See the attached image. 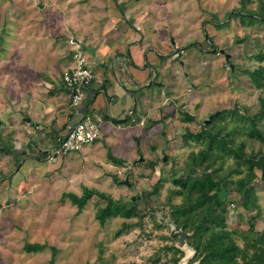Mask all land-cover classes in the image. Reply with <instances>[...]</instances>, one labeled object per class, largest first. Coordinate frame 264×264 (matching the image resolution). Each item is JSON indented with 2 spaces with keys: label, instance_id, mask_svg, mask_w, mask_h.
Returning <instances> with one entry per match:
<instances>
[{
  "label": "rangeland",
  "instance_id": "1",
  "mask_svg": "<svg viewBox=\"0 0 264 264\" xmlns=\"http://www.w3.org/2000/svg\"><path fill=\"white\" fill-rule=\"evenodd\" d=\"M146 3L148 10L159 13L165 23L170 24L174 31L171 40L174 42L178 37L177 44L183 51L180 61L172 62L167 73L176 82L173 91L178 97L176 105L171 107V142L156 156L153 153L159 145L154 137L160 136L157 127L140 136L139 153L143 161L136 162L132 171L123 169L117 177L120 181L127 178L130 186L116 183L112 176L97 175L93 165L84 164L86 160L81 152L74 154H78L80 163L77 158L66 163V158L72 156L67 153L58 170L42 167L24 168L19 172L11 169L9 160L0 155V264H50L51 247L58 250L56 264H170L162 251L164 245L171 243L165 238L171 229L165 205L168 190L173 187L168 178L169 168L172 164L174 170L180 172L187 155L197 148L183 142L186 128L195 131L209 114L232 109L235 105L256 110L261 91L252 86L243 70L264 65V60L255 57L259 52L264 55V25L252 26L248 24V16L234 15V12L241 15L256 11L257 0H139L138 4ZM226 22L228 24L224 25ZM217 24L223 26L215 27ZM205 32L216 46V52H212ZM221 49L224 53H220ZM225 53L229 54L227 60ZM185 113L194 120L186 121ZM164 157L168 158L167 163ZM149 161L156 162V167L152 169ZM160 166L165 167V171L160 170ZM160 172L163 186L156 195L148 197ZM253 185L262 209L256 225L260 230L264 226V182L258 178ZM83 187L99 189L124 202H131L135 197L140 214L145 212L151 199L156 222L161 224L157 227L148 215L144 217L143 227L134 225L117 234L125 220L113 217L100 225L95 210L105 201L96 196L75 215L76 206L68 198L62 199V195L65 192L81 194ZM229 197L232 199L227 204L229 225L246 228L252 212L244 209L236 193H230ZM177 201L179 197L175 196L174 202ZM26 242L48 246L29 253L23 248ZM173 242L178 246L177 237ZM184 253L185 257L190 254L188 250Z\"/></svg>",
  "mask_w": 264,
  "mask_h": 264
},
{
  "label": "crops",
  "instance_id": "2",
  "mask_svg": "<svg viewBox=\"0 0 264 264\" xmlns=\"http://www.w3.org/2000/svg\"><path fill=\"white\" fill-rule=\"evenodd\" d=\"M138 3H0V155L11 169L61 168L66 154L49 162L48 153L68 126L84 115L98 126L99 136L77 152L97 175L119 177L123 169L132 171L144 159L140 136L154 127L160 136L154 137L159 148L153 155L163 153L172 139L171 107L178 98L173 91L176 82L167 73L183 51L178 37L171 40L170 24L148 10L147 3ZM76 50L86 57L94 78L84 89L81 104L72 107L62 74L74 65ZM109 153L123 162L114 163ZM71 154L66 163L78 159V154Z\"/></svg>",
  "mask_w": 264,
  "mask_h": 264
},
{
  "label": "trees",
  "instance_id": "3",
  "mask_svg": "<svg viewBox=\"0 0 264 264\" xmlns=\"http://www.w3.org/2000/svg\"><path fill=\"white\" fill-rule=\"evenodd\" d=\"M257 1L256 11L250 10L251 13L241 15L234 12V15L248 16L249 25H264V0ZM226 24L228 22L224 25ZM222 26L223 24L215 25L218 28ZM208 38L212 40L210 36ZM194 44L196 43L192 45ZM255 57L260 61L264 60L261 52ZM229 69L231 70L230 67ZM243 71L252 86L261 91L257 97L256 110L235 105L232 109L216 111L217 115L209 114L213 115L212 118L207 122L206 119L203 120L195 131L186 128L182 135L183 142L187 145L194 144L197 148L187 155L180 172L175 171L172 164L169 168L168 178L173 187L168 190L166 215L178 229L188 234L186 243L195 251L189 261L191 263L264 264V226L260 230L256 227L262 209L257 189L253 185L258 178L264 182V65L259 64ZM184 115L186 121L194 120L188 113ZM108 158L116 164L123 162L111 153ZM167 161L168 158L165 157L164 162ZM156 165V162L149 161L152 169ZM112 178L120 183L117 177ZM161 186L163 179L160 172L147 196L156 195ZM230 193H236L244 209L252 212L247 219L246 228H232L229 225L227 204L232 202ZM93 196L105 201L95 210V218L100 225L113 217L125 220L117 234L134 225L143 227L144 217L148 215H151L157 227L161 224L156 222L151 199L143 214L138 211L136 198L134 201L124 202L90 187H83L81 194L65 192L62 199L68 198L76 206L75 215H79ZM175 196L179 197V201L174 202ZM135 218L136 221H131ZM165 238L171 242L162 248L165 260L170 264H179L184 251L174 244L176 237L167 235ZM47 246L46 243L26 242L23 248L30 253L42 251ZM51 250L49 263L56 264L55 255L58 250L55 247H51ZM158 255L157 253L156 256Z\"/></svg>",
  "mask_w": 264,
  "mask_h": 264
},
{
  "label": "built area",
  "instance_id": "4",
  "mask_svg": "<svg viewBox=\"0 0 264 264\" xmlns=\"http://www.w3.org/2000/svg\"><path fill=\"white\" fill-rule=\"evenodd\" d=\"M74 65L63 71L62 77L71 91L70 104L76 107L85 96L84 89L92 82L94 74L87 65V60L80 50L73 54ZM99 136L98 126L87 115L69 125L65 134L48 153V161L54 162L67 153L77 152L93 143Z\"/></svg>",
  "mask_w": 264,
  "mask_h": 264
},
{
  "label": "water",
  "instance_id": "5",
  "mask_svg": "<svg viewBox=\"0 0 264 264\" xmlns=\"http://www.w3.org/2000/svg\"><path fill=\"white\" fill-rule=\"evenodd\" d=\"M204 35L206 37L208 36L206 32L204 33ZM209 43H210V45H212V52H216L217 48L214 45V43L211 40H209ZM219 51H220V53H224V51L222 49ZM224 55H225V58L227 60L229 58V54L225 53ZM180 63L182 64V61ZM213 115H217V112H215ZM213 115H210L209 118L205 120V122H207L210 118H212ZM122 182L124 184H126L127 186H130V183H129L127 178H125ZM137 198H139V196H137ZM134 200H135V197H132V201H134ZM169 224L171 225L170 236L177 237L178 247L180 249H182L184 252H185V250H188L190 252L188 257H185V254H184V256L180 259L179 264H186V262L189 263V261L191 260V258L194 255L195 251L186 243V238H187L188 234L185 231H183L182 229H178L176 224L171 219H169ZM196 264H198V262H196Z\"/></svg>",
  "mask_w": 264,
  "mask_h": 264
},
{
  "label": "bare ground",
  "instance_id": "6",
  "mask_svg": "<svg viewBox=\"0 0 264 264\" xmlns=\"http://www.w3.org/2000/svg\"><path fill=\"white\" fill-rule=\"evenodd\" d=\"M56 161V160H55Z\"/></svg>",
  "mask_w": 264,
  "mask_h": 264
}]
</instances>
